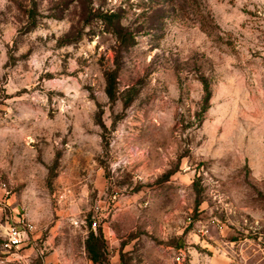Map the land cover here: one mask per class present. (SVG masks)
Returning <instances> with one entry per match:
<instances>
[{"label":"rangeland","instance_id":"1","mask_svg":"<svg viewBox=\"0 0 264 264\" xmlns=\"http://www.w3.org/2000/svg\"><path fill=\"white\" fill-rule=\"evenodd\" d=\"M4 188L44 256L264 264V0H0Z\"/></svg>","mask_w":264,"mask_h":264},{"label":"built area","instance_id":"2","mask_svg":"<svg viewBox=\"0 0 264 264\" xmlns=\"http://www.w3.org/2000/svg\"><path fill=\"white\" fill-rule=\"evenodd\" d=\"M8 194L9 192L4 188L3 194L0 196L1 203H7L5 200L8 199ZM72 223L77 228L85 225L82 219L76 218L72 220ZM97 225L98 221L94 219L90 227L96 230ZM0 228L2 235L0 264H33L31 261L28 262L26 254V251L31 249L38 250L41 255L43 254V251L39 249L42 235H38L37 226L26 214H19L16 218L10 215L5 219L0 217ZM176 260H183L182 252L176 256ZM59 264L66 263L63 261Z\"/></svg>","mask_w":264,"mask_h":264},{"label":"crops","instance_id":"3","mask_svg":"<svg viewBox=\"0 0 264 264\" xmlns=\"http://www.w3.org/2000/svg\"><path fill=\"white\" fill-rule=\"evenodd\" d=\"M5 201L7 202L6 204L1 203V201H0V217L5 219L7 216L10 215L13 218H16V217H18L19 214H26L35 223V221H34L35 218L32 214H28V213L24 212L23 210H19L16 207H12V204L10 201H8V199ZM35 225H36V223H35ZM37 229H38V227H37ZM0 230H1V228H0ZM38 235L39 236L41 235V232L39 230H38ZM39 249L41 250V248H39ZM41 251H43V250H41ZM39 252L40 251L35 250V249L34 250L31 249V250L26 251L28 262L31 261L33 264H36L35 263V259H36L38 264H59L60 262H63V261L66 264H94L92 260L82 261L81 259L77 260V258L70 260L69 259L70 257L65 252H63L62 250L54 251V252H52L48 255H45V256L43 254L41 255ZM38 254H40V255H38Z\"/></svg>","mask_w":264,"mask_h":264},{"label":"trees","instance_id":"4","mask_svg":"<svg viewBox=\"0 0 264 264\" xmlns=\"http://www.w3.org/2000/svg\"><path fill=\"white\" fill-rule=\"evenodd\" d=\"M114 16H115V14L113 13V14H110L109 15V18H110V21H109V23L111 22H113L114 21ZM119 23V22H118ZM119 25H121V24H119ZM119 25H118V27H119ZM120 29L122 30L123 29V27L122 26H120ZM203 87H204V92H205V97H204V111L205 110H207L209 107H210V100H211V98H212V90H211V87H210V84L206 81V80H203ZM94 240H98V237L97 236H95V234L94 233H91L90 234V237H89V240H88V243H87V248H88V251H89V253L90 254H92V256H94L93 254H94V252H93V250L91 249V242L92 241H94ZM95 257V259H96V257L97 256H94ZM92 261H93V259H92ZM94 262V261H93Z\"/></svg>","mask_w":264,"mask_h":264}]
</instances>
